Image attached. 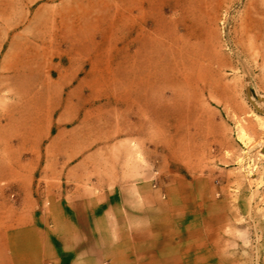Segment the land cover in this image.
<instances>
[{"label":"rangeland","instance_id":"374dc122","mask_svg":"<svg viewBox=\"0 0 264 264\" xmlns=\"http://www.w3.org/2000/svg\"><path fill=\"white\" fill-rule=\"evenodd\" d=\"M78 1L0 0V18L24 20L8 34L52 33L55 19L78 12ZM88 1L104 9L89 10L87 26L61 29L87 33L88 65L134 69L106 74L103 91L83 93L111 121L120 83L135 84L125 99L147 109L138 130L150 124L154 208L194 229L189 256L201 264H264V0H119L130 7L120 11V26L112 24L111 0ZM42 44L54 59L80 50L79 42Z\"/></svg>","mask_w":264,"mask_h":264},{"label":"crops","instance_id":"0c3cea01","mask_svg":"<svg viewBox=\"0 0 264 264\" xmlns=\"http://www.w3.org/2000/svg\"><path fill=\"white\" fill-rule=\"evenodd\" d=\"M72 6L78 12L55 19L47 34H8L24 20L0 18V264H201L189 256L194 229L154 208L150 124L138 130V113L147 117V109L126 100L135 84L120 83L111 121L102 106L89 105L84 90L103 91L106 74L134 69L88 65L87 33L61 27L87 26L89 10L104 7L88 0ZM129 8L108 2L112 24L120 26V11ZM10 41L22 49H10ZM63 41L79 42L80 50L58 52L56 62L42 43Z\"/></svg>","mask_w":264,"mask_h":264},{"label":"water","instance_id":"95a60500","mask_svg":"<svg viewBox=\"0 0 264 264\" xmlns=\"http://www.w3.org/2000/svg\"><path fill=\"white\" fill-rule=\"evenodd\" d=\"M262 151L264 152V147H263Z\"/></svg>","mask_w":264,"mask_h":264}]
</instances>
